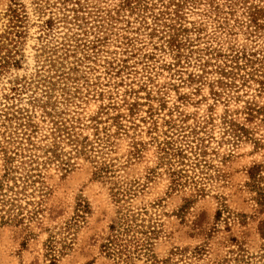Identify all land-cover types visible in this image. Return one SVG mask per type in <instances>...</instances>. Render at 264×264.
Here are the masks:
<instances>
[{"label":"rangeland","instance_id":"1","mask_svg":"<svg viewBox=\"0 0 264 264\" xmlns=\"http://www.w3.org/2000/svg\"><path fill=\"white\" fill-rule=\"evenodd\" d=\"M122 2L0 0V180L4 151L26 156L19 167L29 156L44 162L52 121L94 146L73 152L65 141L63 161L18 170L24 220L0 226V264H124L102 246L127 210L141 226L129 236L154 230L157 259L264 264V91L247 75L244 82V72L220 73L233 70L235 54L264 56V26L249 17L264 0H186L180 17L172 0H142L136 12ZM167 18L188 30L179 32L181 46L169 42ZM249 104L260 112L250 116ZM19 112L37 126L29 129L36 149L23 152L12 134L22 120L4 114ZM195 137L204 156L195 155ZM168 141L190 160L169 158ZM103 163L109 178L96 174ZM174 171L182 173L179 186ZM3 194H12L6 185L0 201ZM7 209L0 202V216Z\"/></svg>","mask_w":264,"mask_h":264},{"label":"trees","instance_id":"2","mask_svg":"<svg viewBox=\"0 0 264 264\" xmlns=\"http://www.w3.org/2000/svg\"><path fill=\"white\" fill-rule=\"evenodd\" d=\"M181 1V2H180ZM186 0H172L174 3L173 5L176 7V17H180L179 14L177 13L178 10L182 7V4ZM142 0H123L121 4L122 10L129 9L131 12H136L139 11L142 8ZM147 6V5H145ZM144 6V7H145ZM147 8V7H145ZM168 8V7H167ZM251 10L249 11V17H250V22L254 24L257 27H263L264 26V6H252L250 8ZM164 14L166 12L162 11L161 13H158L154 16L155 23L159 25V22H161L164 18ZM168 16L172 17L171 14H167ZM170 19V22H163V27L167 28L168 31V37H169V42L174 45V46H181L182 41L179 40V32H186L188 31L185 28H182V26L177 28V21L174 18H167ZM262 20V21H261ZM263 24V25H262ZM152 31H156V27L152 28ZM156 34V33H154ZM178 43V44H176ZM240 53V52H239ZM249 55V54H248ZM247 54L243 53L241 56L238 54H235L231 59L230 63H234L231 65L232 69L231 72H225V69H221L220 73L222 74L221 76H230L232 75V78L237 77L239 75V72H244V74H241V77H243L244 82H247V78H251V80L255 81L258 83L260 86L261 91H264V56L262 58H256L255 54H252L250 57H248ZM244 63H241L243 62ZM207 64V63H206ZM208 65V64H207ZM225 66H228L226 63ZM247 69H250L249 72H246ZM236 70L237 72H234ZM205 71V70H203ZM245 75H247L245 77ZM195 74H190V81H196L194 78H196ZM201 76H199L200 78ZM256 77L260 78L259 80L256 79ZM246 78V79H245ZM217 84H219L221 87L222 86H228V83L222 80L221 78L216 81ZM248 114L253 117V113L255 112H260L259 109H255L252 104H249L247 107ZM16 113V112H15ZM5 118L8 121H11L12 118L20 121L18 124V127L21 128V132L17 131H12V134L18 135L17 138L20 141L17 142V144L20 147V150L26 151L29 150V148H24V146H31L33 148H37L36 143L33 142L34 140V133L36 132L37 126L32 125V121L30 117H26L23 113L19 112L18 115H22L21 117L16 116L14 113L11 115L12 117H9V113H5ZM50 115V114H48ZM23 118V119H22ZM54 127V131L50 134L51 137H53L54 142L53 144L46 146V151L45 153H48L46 156V159L44 160L43 163L38 162V157H36L34 160L32 159V156H29L28 161H21V167L23 165L29 164L33 165L36 164L39 166L41 165H46L54 161H63V157H66V154L63 153V148L61 144L65 141H68L69 145H72L73 152L79 151V152H93L94 151V146L92 142L90 141L89 138H84L80 139L78 136H76V133H72L71 128L66 126L63 122V120H57V121H52ZM30 127H33L35 129H32L29 131ZM35 130V131H34ZM192 134L194 136L198 135V132L194 129L192 131ZM196 138V137H195ZM15 137H12V141L14 143ZM197 141V147L195 148V155L204 156V151L202 150L200 144H202V139L201 138H196ZM167 150L164 149V152L166 153L169 158H174L178 160L179 164H184L185 161L190 160L187 155L184 154V150L181 147H176L174 148L175 143L174 142H167ZM44 147V146H40ZM90 147L89 149H87ZM17 150V148H15ZM198 150L200 152H198ZM5 154V173L3 175V179L0 180V192L1 190L4 189V186L8 187V190L11 191V195L8 196L7 194H3V199L0 201L4 206H8L7 213L8 216H0V226L12 222H22L24 220V217L19 216L23 215L21 214L20 210H23L21 207V204L19 202V192L15 191L14 189L18 188V178L16 177V174L18 173V170L21 168L19 165L15 164V161L18 157H23L26 158L25 155L22 153L20 154L19 152L16 151H4ZM31 155V154H30ZM37 159V161H36ZM40 159V158H39ZM201 160V159H200ZM198 162H203V161H198ZM171 164V162L169 163ZM173 165V164H171ZM37 170L35 168H32V171ZM98 173L97 176L100 178H109L106 176L107 174L112 173L110 170V167L106 166V163H103L101 167L98 168ZM31 172V171H29ZM173 184L175 185H180L181 184V179H182V173L181 171H174L173 175ZM27 179H31L33 175L27 174ZM4 182H7L6 184ZM12 182V183H9ZM12 184V185H11ZM14 195V197L12 196ZM19 204V205H17ZM80 208L77 209L78 217L79 218H84L83 214L85 212V208L81 205H79ZM19 209L17 214H14V211ZM1 212V211H0ZM137 214L130 212L127 210L126 212L121 211L120 216L116 218V221H114L110 225V235L107 238L106 243L102 246L104 253L111 259L117 260L118 262L124 263V264H131L133 259L139 258V257H144L145 258V264H178L176 262H173L172 259L167 258V259H157L153 254H151V246L153 243L151 242L153 240V236L155 235L154 230H151L148 228V231L140 230L137 233H139L141 236L137 235H132L129 236V231L132 230L135 226L141 227L137 225ZM129 236V239L127 237Z\"/></svg>","mask_w":264,"mask_h":264}]
</instances>
